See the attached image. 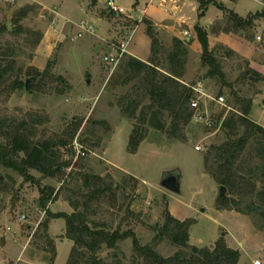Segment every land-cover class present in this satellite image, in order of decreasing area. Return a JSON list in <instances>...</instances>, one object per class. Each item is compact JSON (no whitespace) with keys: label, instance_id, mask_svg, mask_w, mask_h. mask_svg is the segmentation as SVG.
<instances>
[{"label":"rangeland","instance_id":"obj_1","mask_svg":"<svg viewBox=\"0 0 264 264\" xmlns=\"http://www.w3.org/2000/svg\"><path fill=\"white\" fill-rule=\"evenodd\" d=\"M136 1L116 0V3L132 11ZM197 1L200 14L187 12L190 20L197 22L193 24L194 40L200 44L196 26L208 33L210 48L220 62L225 83L208 76L209 67L203 64V52H192L190 47L183 83L192 88L202 82L207 88L209 99L204 109L211 116V126L191 122L184 130L183 141L146 127L145 140L137 153L132 154L130 138L134 127L139 128V122L123 115L119 105L124 97L133 93L135 83L121 85L130 56L126 54L117 65L107 64L104 59L131 35L130 51L148 57L152 39L146 32L145 21L140 25L126 14L110 12L108 2L98 5L93 0H18L15 3L0 0V31L3 27L9 29L0 33V57L14 50L11 59L17 62L16 70L23 71L19 76L18 72L8 76V83L0 86V122L9 129L18 128L22 123L26 128L35 126L33 140L36 142L68 138L81 123L71 145L54 149L62 162H71V167L56 178L29 170L32 181H26L18 171L0 162V264H67L74 243L66 238V221L63 218L50 220L47 210L54 215L74 213L67 198H77L75 193L77 183L82 184L81 174L109 175L121 185L130 180L129 175L138 180L129 181L116 203L111 199L94 203L88 217L92 225L120 234L133 232L141 245L147 246L154 243L158 230L165 224L166 214L173 212L172 216L181 221H195L190 229V246L213 249L223 238L231 248L242 250L244 256L239 264H254L257 260L264 264L262 220L256 216L220 213V187L211 181L209 174L210 178L204 176L201 168V161L212 146L231 139L222 123L232 113L240 114L244 106L250 105L248 118L264 127V19L244 33L218 5L241 18L263 12L264 8L256 0H228L226 3L216 0L201 10L200 0ZM28 7L35 9L19 19L21 11ZM220 12H223L222 19L213 21L209 27L206 18L216 17ZM83 22L94 27L96 34L83 32L79 27ZM40 35L42 41L35 45ZM222 37L239 54L232 55L231 49L216 41ZM159 39L163 53L171 49V38L160 36ZM160 58L164 63V55ZM17 79L24 87L14 92L7 89ZM219 96L225 97L226 106L213 101ZM37 122L39 124L35 125ZM167 123L170 125L171 120L167 119ZM244 133L241 129L234 138ZM75 141L83 146L85 157L75 152ZM197 147H201V151H197ZM22 159L20 155L18 161ZM175 168H180L184 174L182 196L160 185L162 173ZM49 188L55 189L54 197L58 194V199L44 208L42 198ZM42 225L49 226L55 252L40 240ZM155 249L164 258L183 250L168 239L156 244ZM113 255L121 258L123 264H143L133 258L132 238L100 254L108 262H112Z\"/></svg>","mask_w":264,"mask_h":264},{"label":"trees","instance_id":"obj_2","mask_svg":"<svg viewBox=\"0 0 264 264\" xmlns=\"http://www.w3.org/2000/svg\"><path fill=\"white\" fill-rule=\"evenodd\" d=\"M93 2L96 4L97 0ZM210 3H216V0H200L201 10ZM218 7L228 12L235 26L244 33L247 30H253L257 21L264 19V11L241 18L222 5ZM33 8L28 7L22 10L19 19L27 17ZM144 21L148 26V35L152 39V56L147 62L134 57H130L126 62L124 67L126 76L121 85L135 84L133 93L124 97L119 104L123 115L139 122V128L134 127L130 138L129 151L132 154L137 153L145 140L146 127L183 141L184 130L193 122L194 115L190 107L193 91L183 83L191 43L180 38H173L171 49L163 53L158 33L150 22ZM195 30L203 50V64L209 67L208 76L221 79L225 83V74L220 62L210 48L208 33L199 26H196ZM3 32H9V29L3 27L0 33ZM41 41L42 35L35 45ZM229 52L235 55L233 51ZM14 53V50H8L2 59L0 57V86L8 83V76L16 72L19 76L23 72L22 69L16 70L17 62L11 59ZM161 55H164V63L161 62ZM23 87V83L17 79L7 89L14 92ZM244 107L242 113H232L224 119L222 128L229 130L232 137L224 144L210 148L204 157V167L206 173L219 187H226L228 191L226 198H219L218 210L235 211L249 217L256 216L262 220L264 229V127L248 118L250 105ZM167 119L171 120L170 125ZM37 124L39 122L35 123ZM76 126L77 128L68 135L69 139L61 137L57 141L36 142L33 140L36 134L35 126L26 128L25 123H22L18 128L9 129L4 122H0V162L5 167L18 171L26 181H32V177L28 174L29 170L37 171L44 177L56 178L71 167V162H62L59 153L54 149L57 147L63 149L71 145L81 123ZM241 129L245 130L243 136L234 138ZM20 155H23L21 162L18 161ZM81 175H83L82 184H79L80 181L77 183L75 193L77 198H67L70 206L75 210L74 213L54 215L49 209L47 210L50 220L63 218L66 221V238L74 243L67 264H123L121 258L116 255L112 256V262H108L100 254L104 249H116L119 243L130 238L133 239V258L137 263L140 260L143 264L240 263L242 257L240 250L228 246L223 238L216 242L213 249L190 246V229L195 221H181L170 212L166 214L165 224L158 230L154 243L147 246H142L133 232L120 234L119 231L110 232L106 228L90 224L89 211L94 203L102 202L104 199H111L116 203L119 193L126 190L129 181L138 182V180L129 175L130 180H125V183L121 185L113 181L109 175L106 177ZM65 185L64 181L63 187ZM49 189L42 198L44 208L58 199V194L54 197L55 189ZM128 197L127 193L126 198ZM41 233L40 240L43 241L44 246L55 252V241L49 236L46 225H42ZM165 239L183 250L170 258L162 257L155 246ZM186 249L190 251L187 252ZM55 259V257L52 259V263Z\"/></svg>","mask_w":264,"mask_h":264},{"label":"crops","instance_id":"obj_3","mask_svg":"<svg viewBox=\"0 0 264 264\" xmlns=\"http://www.w3.org/2000/svg\"><path fill=\"white\" fill-rule=\"evenodd\" d=\"M108 1L109 0H97V4L101 5V4L107 3ZM113 1L118 6V4L116 3V0H113ZM218 1L223 2V3L228 2V0H218ZM256 1L260 2V4H262L264 8V0H256ZM119 7L124 8L126 15L130 19L134 20L135 22H138L140 25H142L144 20H147L148 22H150L152 26L154 27V29L156 30V32L158 33L159 37L166 36V37L171 38L172 40L173 38H180L181 40H185L186 42L191 43L190 49H192V52L202 54L203 50H202L201 44L195 41L196 39L194 40L195 35L193 33V24L195 23L194 26L196 25L197 23L196 19H192L191 21L190 17L187 16L188 10H190L192 13H196L197 15L200 14L199 3L197 0H137L134 5V9L132 11L127 10L123 6H119ZM223 12H220V15H217L216 17L208 18V19L206 18L207 25L211 27V25L213 24V21L222 19ZM250 15H252V13ZM140 25H138L134 29V32L137 30V28ZM257 30L258 28L255 29V31ZM185 32H188L189 36H186ZM227 39H230V38H227ZM106 41H108V39H106ZM131 41H132V35L128 38V41L122 42V44H124L127 48V55H129L130 57L137 58L144 62L149 61L152 56V49L150 52L151 55L149 54L148 57H143L139 53H136L135 50L130 51ZM216 41H219L220 43H222V45H224L225 47H228L234 53H238L237 51L232 49V47H230L229 42L226 41L225 38L223 37L222 39L217 38ZM210 44H212L211 39H210ZM201 163H202L201 168H202L203 175L207 176V178H210V176L205 173L204 160H202ZM210 179L214 183V180H212V178ZM184 182H185V179H184ZM219 212L220 213H231V214L242 216V214L234 212V211H231V212L219 211ZM171 213L172 215H174L173 212ZM240 252L243 257L244 255H243L242 250Z\"/></svg>","mask_w":264,"mask_h":264},{"label":"built area","instance_id":"obj_4","mask_svg":"<svg viewBox=\"0 0 264 264\" xmlns=\"http://www.w3.org/2000/svg\"><path fill=\"white\" fill-rule=\"evenodd\" d=\"M5 1L9 3H15L18 0H5ZM108 7L110 8V12H115L118 14H126L125 9L117 6L113 0L108 1ZM79 27L83 32L91 33L92 35L96 34L95 28L84 22L81 23ZM185 35L189 36V33L185 32ZM79 36L81 37L82 33H80ZM261 39H262L261 37L258 38L259 41H261ZM126 54H127V48L124 44H122L118 49L114 47L113 53L110 56L105 57L104 60L107 64L117 65ZM191 89L193 91V97L190 102V107L194 111L193 121H197L207 126H211L212 123L211 116L204 109L209 99L207 88L202 82H199L197 86L192 87ZM213 101H215L218 105L226 106V99L224 96H219ZM73 148L75 149V152L77 153L78 156H83V157L86 156L83 146L78 141H75V143L73 144ZM196 150L201 151V147H197ZM23 219H25V216L23 217ZM254 264H263V262L257 260L254 262Z\"/></svg>","mask_w":264,"mask_h":264},{"label":"water","instance_id":"obj_5","mask_svg":"<svg viewBox=\"0 0 264 264\" xmlns=\"http://www.w3.org/2000/svg\"><path fill=\"white\" fill-rule=\"evenodd\" d=\"M30 80H28L26 88H29ZM184 182V174L180 168H175L172 170H166L161 175L160 185L165 190L169 191L178 196H182V187ZM227 188L220 187V197L226 198L227 197ZM47 230L49 226L46 225Z\"/></svg>","mask_w":264,"mask_h":264}]
</instances>
